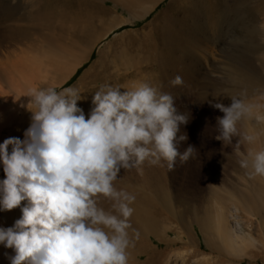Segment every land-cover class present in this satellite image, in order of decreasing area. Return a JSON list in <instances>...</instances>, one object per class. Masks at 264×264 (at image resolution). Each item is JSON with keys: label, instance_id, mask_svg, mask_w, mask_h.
<instances>
[{"label": "rangeland", "instance_id": "374dc122", "mask_svg": "<svg viewBox=\"0 0 264 264\" xmlns=\"http://www.w3.org/2000/svg\"><path fill=\"white\" fill-rule=\"evenodd\" d=\"M32 1L0 0V45L4 54H8L4 57L7 64L27 52L29 56L43 55L52 49V40L66 37L69 30L73 32L68 26L62 28L63 19L37 25L27 19L6 23L1 17L4 2L15 7L25 3L23 9L34 12ZM92 1L102 5V0ZM174 1L162 0L134 26L117 29L97 44L77 76L76 73L55 90L78 89L82 95L77 101L79 106L87 92H95L102 85L118 86L123 92L139 83H148L170 93L178 111L189 117L177 133V137L186 134L188 138L177 148L183 153L193 145L197 150L193 158L183 164L177 159L173 171L168 170L166 162L153 166L146 161L140 171L121 169L114 182L118 190L135 195L130 206L134 210L144 208L152 221L144 225L133 214L130 217L131 264H264V220L260 214L264 209V177H250L248 170L239 166L241 156L236 154L239 136L225 145L215 139L216 117L224 114L210 104L230 106L229 97H241L243 93L242 98L253 106V111L237 123V129L241 135H253L256 139L252 143L242 142L239 152L247 156L249 151L264 150V120L256 118L264 117V0H206L209 11L199 14L194 24L183 25L192 38L190 41L170 44L155 34L148 44L131 46L125 55L120 50L114 51L122 37H132L137 30L138 34H146L154 23L177 15ZM194 1L197 0H184V8L193 7ZM150 2L141 0L132 12L116 7L112 1L107 6L115 16L130 19L140 11L137 8ZM53 3L57 4L54 8L57 12L65 9L66 0ZM70 6L71 13H79L78 6ZM102 50L104 57L100 59ZM170 54L172 59L168 61L166 57ZM102 61L108 68L106 76L85 77L92 66ZM177 75L183 78V85L172 87L170 81ZM83 77L85 83L81 81ZM24 204L26 201L14 209L15 213ZM99 204L105 210L111 207V202L103 198Z\"/></svg>", "mask_w": 264, "mask_h": 264}, {"label": "clouds", "instance_id": "9594fccd", "mask_svg": "<svg viewBox=\"0 0 264 264\" xmlns=\"http://www.w3.org/2000/svg\"><path fill=\"white\" fill-rule=\"evenodd\" d=\"M170 84L181 86L183 78L177 75ZM121 89L105 84L95 91L87 119L75 88H40L28 94L32 116L24 139L9 137L0 143L5 174L0 211L26 201L13 226H0V245L14 253H5L10 264H128L130 205L136 197L115 187L121 169L140 171L146 161L153 166L163 161L173 171L177 159L187 163L197 150L189 145L178 151L188 137L177 133L189 117L178 111L170 93L143 82ZM242 96L229 97L230 106L210 102L224 114L216 117L215 139L225 145L239 136V166L250 177H264V150L247 156L239 152L242 142L256 139L237 129L253 111ZM101 198L111 202L109 210L100 206Z\"/></svg>", "mask_w": 264, "mask_h": 264}, {"label": "bare ground", "instance_id": "6f19581e", "mask_svg": "<svg viewBox=\"0 0 264 264\" xmlns=\"http://www.w3.org/2000/svg\"><path fill=\"white\" fill-rule=\"evenodd\" d=\"M11 1L15 3V0ZM110 1L115 2L116 7L122 6L130 12L141 2V0H102V5H99L92 0H78L77 2L66 0L65 9L61 12H57L54 9L57 4H54L53 0H33L32 7L35 10H33L34 12H28V9H23L24 2V4L16 7L13 3L4 2L1 4V17L6 23L27 19L38 25L39 22L45 24L46 22L54 21L56 18L63 19L62 28L68 26L73 32L71 34L69 30V36L67 34L66 37L61 36L52 40V49L50 48L51 50L43 55L29 56L28 52H25L26 55L17 58L13 63L8 61V64L4 61L6 59L4 57H7L8 54H4L3 45H0V143H3L9 137L24 139V132L31 123L32 113L27 107L31 99L28 96L31 90L48 87L56 89L66 84L91 59L97 44L125 25L134 26L138 20L156 9L162 0H151L149 5L137 8L140 11L135 12L130 19H126L124 16H115L111 8L107 6ZM194 2L193 7L184 8V0H175L173 5L176 4L177 15L175 13L166 18L163 17V21L160 24L154 23L152 30L146 34H138L137 30L135 31L136 35L132 37H129V35L122 37L119 39L114 51L118 52L120 50L125 55L131 46L148 44L155 34L163 37L170 44L190 41L192 38L186 33V30H183V25L194 24V21L198 20L199 14L205 15L209 11V4L206 0ZM70 5L78 6L76 9L79 8V13H71V10H69ZM84 14L85 16H82ZM6 27L8 28V26ZM103 50L100 52V59L104 57L105 51ZM170 55L166 57V59L169 58L167 59L168 61L172 59V55ZM107 71L106 63L102 61L96 66H92L85 74V77L93 74L95 79H101V77L106 76ZM85 77L81 81H84ZM83 89L85 88H81V91ZM94 94L95 92L92 91L87 92L85 100L78 106L84 111L86 119L89 118ZM10 151L11 146L9 147ZM3 179H5V174L3 165L0 163V180ZM260 214L264 220V209L260 210ZM21 215V211L15 213L14 209L0 211V226H13ZM133 215L141 224L149 225L152 222L150 215L142 207L136 208ZM223 232L226 239L229 240L228 232L224 229ZM5 253L14 255L11 249H6L3 245H0V264H10ZM128 257V264H131L129 250Z\"/></svg>", "mask_w": 264, "mask_h": 264}, {"label": "trees", "instance_id": "16d2710c", "mask_svg": "<svg viewBox=\"0 0 264 264\" xmlns=\"http://www.w3.org/2000/svg\"><path fill=\"white\" fill-rule=\"evenodd\" d=\"M80 72H81V70H79V71L77 72L76 76H77Z\"/></svg>", "mask_w": 264, "mask_h": 264}]
</instances>
